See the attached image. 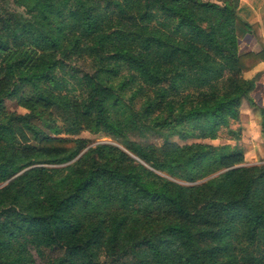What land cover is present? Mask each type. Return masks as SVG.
Returning <instances> with one entry per match:
<instances>
[{
  "label": "trees",
  "instance_id": "1",
  "mask_svg": "<svg viewBox=\"0 0 264 264\" xmlns=\"http://www.w3.org/2000/svg\"><path fill=\"white\" fill-rule=\"evenodd\" d=\"M263 62L233 0H0V264H264V163L195 142Z\"/></svg>",
  "mask_w": 264,
  "mask_h": 264
},
{
  "label": "rangeland",
  "instance_id": "2",
  "mask_svg": "<svg viewBox=\"0 0 264 264\" xmlns=\"http://www.w3.org/2000/svg\"><path fill=\"white\" fill-rule=\"evenodd\" d=\"M236 6L238 14L250 24L256 23L260 26V32L264 40V0H233ZM13 9H16L13 5ZM22 11L21 9H17ZM260 47L256 40L252 37L242 40L239 44L240 52L253 51L258 52ZM71 67L76 68L79 75L83 71L89 70V66L81 61H75L71 63ZM58 76L63 78L66 83V91L63 94H68L70 97L78 96L80 94V88L75 78H71L69 73L64 71L57 72ZM245 79H254L258 88L253 94V99L258 106L264 108V62L257 65L251 72L244 74ZM6 108L10 112L17 114H25L26 111L20 108L16 101L10 100L6 103ZM239 120L232 122L230 129L237 133V139H230L225 130H222V137L214 141H195L199 143L210 144L215 147L230 146L231 148L237 147L243 153L244 163L243 166H254L264 163V132L262 130V117L260 116L258 108H254L248 104L246 100L243 101L240 111ZM264 118V115H263ZM74 138L86 139L92 144H98L103 142H109L108 139L103 137L102 133H90L82 132L78 135L71 136ZM147 142L154 146H160L162 144V138L158 135L149 133L147 136ZM193 141L188 140L187 143ZM198 181L196 184L203 182ZM184 184V183H181Z\"/></svg>",
  "mask_w": 264,
  "mask_h": 264
}]
</instances>
